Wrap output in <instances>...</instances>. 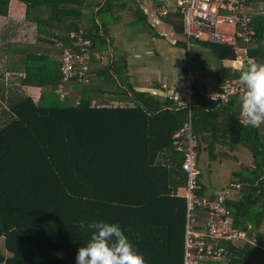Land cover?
I'll list each match as a JSON object with an SVG mask.
<instances>
[{
	"label": "trees",
	"instance_id": "1",
	"mask_svg": "<svg viewBox=\"0 0 264 264\" xmlns=\"http://www.w3.org/2000/svg\"><path fill=\"white\" fill-rule=\"evenodd\" d=\"M9 1L0 0V18H7ZM22 1V22L35 24V41L11 40L10 25L0 32V264H76L90 236L78 228L81 220L118 224L146 264H183L187 203L176 193L187 175H181L184 155L173 135L187 120V109L135 91L118 78L114 63L97 56L109 46L105 14L113 12L114 0ZM251 15L256 34L244 45L264 63V13ZM81 29L91 39L84 63L89 79H78L84 65L77 58L73 77L65 79L64 51L80 52L83 44L72 33ZM208 44L217 58H236L231 46ZM239 69L224 68L223 79L239 80ZM28 86L40 87L39 99ZM192 87L198 152L241 144L253 154L255 167L227 204L235 226L247 230L251 224L261 243L264 168L257 140L264 145V124H240L242 92L221 103ZM93 100L101 106L92 107ZM117 102L127 105L111 106ZM197 211L195 228L202 229L207 212ZM224 245L226 264H254L261 256L248 242Z\"/></svg>",
	"mask_w": 264,
	"mask_h": 264
},
{
	"label": "crops",
	"instance_id": "2",
	"mask_svg": "<svg viewBox=\"0 0 264 264\" xmlns=\"http://www.w3.org/2000/svg\"><path fill=\"white\" fill-rule=\"evenodd\" d=\"M257 1V3H254L256 2L254 0L248 5L247 11L250 14L256 12L264 13V1ZM162 5H167L170 8L169 13L165 16L159 14ZM25 15L26 4L24 1L10 0L7 18H0V32L10 25L11 35L9 37L11 40L27 39L30 42L35 41L37 35V31L35 30L36 26L35 24L32 26L30 23H23L22 21L25 19ZM19 22H22L23 26L17 28ZM105 22L106 27L104 31L109 46L106 51L97 53V56L102 57L106 62L111 61L114 63L119 73V77L118 75L117 77L121 78L125 83H128L135 91L147 92L158 100L170 98L173 101L172 107H180L173 100V96L177 95L184 98L188 96V84H190V99L193 104L192 94L194 90L192 86L194 85L202 90H208L209 92L206 94L212 99H217L215 94L219 91L223 81L229 79H223V69H239L242 64L235 58H217V55L208 44L209 41L196 39L198 43L213 52L214 60L209 65L196 63V66H193L190 53V49L193 46V39L188 40L186 38L184 33V14L178 10L176 0H114L113 12L109 11V13L105 14ZM1 48L2 42L0 40V58L3 59L4 54ZM249 49L253 56V47L249 46ZM189 71L192 72L191 79L188 77ZM234 80L240 82L238 79ZM37 89H40V87L28 86V91L35 100L37 99L34 97L33 91H37ZM40 92L41 89L39 90ZM116 104L127 105L123 102H117ZM187 111V119L191 117L192 132L194 134L193 108L191 114L188 109ZM255 131L254 135L257 134V132L255 134ZM261 134L264 137V131ZM194 136L198 145L197 137L195 134ZM184 142L186 143V140ZM202 148L205 147L203 146ZM248 151L251 155L248 154ZM181 152L183 154V151ZM197 153L198 168L200 170L198 188L196 190L197 194L200 197L210 200H216L220 196H224L225 203L232 214V210L227 202L238 197L242 178L246 177L248 169L255 167V160L251 150L241 144L230 149L222 145H216L213 151L205 148L200 152L197 149ZM183 155L185 157V154ZM185 173L186 171L181 173L183 178H185ZM125 178L130 177L127 176ZM183 178L177 179L180 181ZM187 183L179 186L176 193L177 196L184 197L186 203ZM141 189V186H139L138 193ZM261 190L260 187L256 193L259 195ZM126 192L129 193V191ZM246 192H241V196H244ZM129 194L132 197L137 196L132 191ZM187 210L188 206L186 208V223ZM247 228V230L243 231H246L250 238L255 240V245L249 242L248 244L261 251V256L253 259V263L264 264V221L259 230L263 239L261 243L257 240L258 236L252 229L251 224L248 223ZM233 242L241 244L246 241L235 240ZM227 261L228 255L220 264H226Z\"/></svg>",
	"mask_w": 264,
	"mask_h": 264
},
{
	"label": "built area",
	"instance_id": "3",
	"mask_svg": "<svg viewBox=\"0 0 264 264\" xmlns=\"http://www.w3.org/2000/svg\"><path fill=\"white\" fill-rule=\"evenodd\" d=\"M177 8L184 14V33L188 40L205 39L212 43L226 44L232 47L235 59L241 63L253 59L247 45L256 34L253 26V16L247 11L251 0H176ZM170 8L162 5L159 10L161 16L169 13ZM81 43L80 52L75 53L71 48L64 51L63 72L65 79L72 78L74 68L72 60L77 58L83 62L87 59V46L91 39L87 32L81 29L78 33H72ZM60 44V43H59ZM84 70L79 72V80L88 81ZM189 79L192 72L188 73ZM243 85L234 79H226L221 84L215 97L221 102H228L231 95L242 92ZM188 96H173V100L180 106L190 111L193 103L190 99L191 89L188 84ZM66 93L62 94V98ZM92 107L101 106L96 100L90 104ZM116 106V103L111 106ZM173 143L178 150L185 154L183 168L188 176L187 183V223L184 236L183 264H220L227 258L228 249L224 244L235 240H244L255 245V240L239 229L234 224L229 207L225 203L224 196L216 200L200 197L196 190L200 170L198 168L197 141L192 132L191 117L176 130L173 135ZM186 140V143L184 142ZM198 209L206 210L207 218L202 229H196Z\"/></svg>",
	"mask_w": 264,
	"mask_h": 264
},
{
	"label": "clouds",
	"instance_id": "4",
	"mask_svg": "<svg viewBox=\"0 0 264 264\" xmlns=\"http://www.w3.org/2000/svg\"><path fill=\"white\" fill-rule=\"evenodd\" d=\"M261 47H264V41H261ZM239 70L243 85L239 122L259 127L264 124V63L249 59L240 65ZM77 226L81 231H88L90 236L88 242L79 248L76 264H146L144 255L118 224L81 220Z\"/></svg>",
	"mask_w": 264,
	"mask_h": 264
},
{
	"label": "rangeland",
	"instance_id": "5",
	"mask_svg": "<svg viewBox=\"0 0 264 264\" xmlns=\"http://www.w3.org/2000/svg\"><path fill=\"white\" fill-rule=\"evenodd\" d=\"M34 26V24H31ZM36 30V28H35ZM34 32V30H33ZM193 46L190 49L191 53V60L193 63V66H196V63H202L204 65H209L214 59H213V52L209 48H205L203 45L198 43L196 39L192 40ZM40 89H37V91H33V95L36 99H39L41 92L39 93ZM37 92V93H34ZM248 154L251 155V153L248 151ZM0 248L4 250V239L2 238L0 240Z\"/></svg>",
	"mask_w": 264,
	"mask_h": 264
},
{
	"label": "water",
	"instance_id": "6",
	"mask_svg": "<svg viewBox=\"0 0 264 264\" xmlns=\"http://www.w3.org/2000/svg\"><path fill=\"white\" fill-rule=\"evenodd\" d=\"M255 134H256V131H255ZM258 146H259V150H261L260 162H261L262 167L264 168V146L260 140H258Z\"/></svg>",
	"mask_w": 264,
	"mask_h": 264
}]
</instances>
